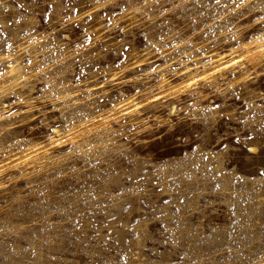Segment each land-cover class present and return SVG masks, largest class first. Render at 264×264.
<instances>
[{
  "label": "rangeland",
  "instance_id": "rangeland-1",
  "mask_svg": "<svg viewBox=\"0 0 264 264\" xmlns=\"http://www.w3.org/2000/svg\"><path fill=\"white\" fill-rule=\"evenodd\" d=\"M254 41L264 0H0V264H264Z\"/></svg>",
  "mask_w": 264,
  "mask_h": 264
},
{
  "label": "bare ground",
  "instance_id": "bare-ground-1",
  "mask_svg": "<svg viewBox=\"0 0 264 264\" xmlns=\"http://www.w3.org/2000/svg\"><path fill=\"white\" fill-rule=\"evenodd\" d=\"M252 44H255V46L257 47V50H259V49H261L262 48V46L264 45V42H256V41H254ZM17 71V68L16 67H12V69H11V72L13 73V72H16ZM43 148H39V150H42Z\"/></svg>",
  "mask_w": 264,
  "mask_h": 264
}]
</instances>
